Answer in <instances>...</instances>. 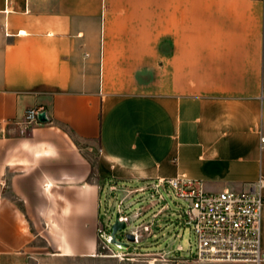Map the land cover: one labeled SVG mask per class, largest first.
<instances>
[{
  "label": "crops",
  "instance_id": "0c3cea01",
  "mask_svg": "<svg viewBox=\"0 0 264 264\" xmlns=\"http://www.w3.org/2000/svg\"><path fill=\"white\" fill-rule=\"evenodd\" d=\"M260 137L264 0H0V264L94 260L103 190H248Z\"/></svg>",
  "mask_w": 264,
  "mask_h": 264
},
{
  "label": "built area",
  "instance_id": "2783aa9c",
  "mask_svg": "<svg viewBox=\"0 0 264 264\" xmlns=\"http://www.w3.org/2000/svg\"><path fill=\"white\" fill-rule=\"evenodd\" d=\"M40 107H29L22 120L24 128L39 123ZM264 144V137H260ZM151 196L158 201L172 194L185 203L184 215L190 225L191 243L184 248L177 243L176 250L184 257L168 258L172 264H261L264 249L260 240L261 211L264 205V179H259L248 190L206 192L195 180L184 178L158 179L148 184ZM168 189V190H167ZM143 190V189H141ZM164 207L166 204L163 205ZM119 220L129 225V216L118 210ZM136 235V234H135Z\"/></svg>",
  "mask_w": 264,
  "mask_h": 264
},
{
  "label": "rangeland",
  "instance_id": "374dc122",
  "mask_svg": "<svg viewBox=\"0 0 264 264\" xmlns=\"http://www.w3.org/2000/svg\"><path fill=\"white\" fill-rule=\"evenodd\" d=\"M88 151L94 154L96 147ZM146 186L141 188L143 190L126 197L130 199L132 196L136 201L139 199L136 207L151 204L148 216L140 221L129 218L131 223L115 235L117 240L128 242V247L110 242V225L118 210H122V214L129 216L131 214L129 211L135 206L123 210L125 201L121 197L127 195V192L109 194L107 190H103L100 193L96 201L95 258L88 260L86 257H79L78 264H172L167 262L168 258L186 256L184 251L175 249L178 242L184 248H187L190 243L193 245L192 238L189 239L190 225L186 222L184 215L185 203L176 198L170 190V196H166L165 200L159 202L157 196H151L153 191L146 189ZM164 204L167 208L163 206ZM133 230L138 235L133 233ZM128 233L134 236L132 242L126 239Z\"/></svg>",
  "mask_w": 264,
  "mask_h": 264
},
{
  "label": "water",
  "instance_id": "95a60500",
  "mask_svg": "<svg viewBox=\"0 0 264 264\" xmlns=\"http://www.w3.org/2000/svg\"><path fill=\"white\" fill-rule=\"evenodd\" d=\"M38 120L40 122H45L47 119H46V116H45V112L42 111L39 113L38 115ZM126 228V224L124 221H121L119 220V214L118 212L115 214V218H114V221L111 223L110 225V242L111 243H115V244H118V245H121L122 247H128L129 243L128 242H124V241H119L116 239L115 235L119 232V231H122ZM126 239L127 241H133L134 240V236L132 234H127L126 235Z\"/></svg>",
  "mask_w": 264,
  "mask_h": 264
},
{
  "label": "bare ground",
  "instance_id": "6f19581e",
  "mask_svg": "<svg viewBox=\"0 0 264 264\" xmlns=\"http://www.w3.org/2000/svg\"><path fill=\"white\" fill-rule=\"evenodd\" d=\"M133 233H136V234H137V232H136V231H134V230H133ZM137 235H138V234H137Z\"/></svg>",
  "mask_w": 264,
  "mask_h": 264
}]
</instances>
